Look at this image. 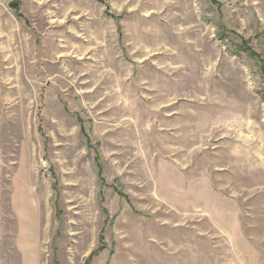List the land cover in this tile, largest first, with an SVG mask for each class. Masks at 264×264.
Instances as JSON below:
<instances>
[{
    "label": "rangeland",
    "instance_id": "obj_1",
    "mask_svg": "<svg viewBox=\"0 0 264 264\" xmlns=\"http://www.w3.org/2000/svg\"><path fill=\"white\" fill-rule=\"evenodd\" d=\"M0 264H264V0H0Z\"/></svg>",
    "mask_w": 264,
    "mask_h": 264
},
{
    "label": "trees",
    "instance_id": "obj_2",
    "mask_svg": "<svg viewBox=\"0 0 264 264\" xmlns=\"http://www.w3.org/2000/svg\"><path fill=\"white\" fill-rule=\"evenodd\" d=\"M10 6L12 7V6H14V5L10 4Z\"/></svg>",
    "mask_w": 264,
    "mask_h": 264
}]
</instances>
